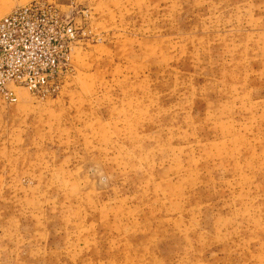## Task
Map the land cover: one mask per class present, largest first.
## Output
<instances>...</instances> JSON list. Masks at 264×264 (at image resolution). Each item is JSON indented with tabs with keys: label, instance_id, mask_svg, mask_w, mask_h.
Segmentation results:
<instances>
[{
	"label": "rangeland",
	"instance_id": "obj_1",
	"mask_svg": "<svg viewBox=\"0 0 264 264\" xmlns=\"http://www.w3.org/2000/svg\"><path fill=\"white\" fill-rule=\"evenodd\" d=\"M36 1L76 41L0 97V264H264V0Z\"/></svg>",
	"mask_w": 264,
	"mask_h": 264
},
{
	"label": "built area",
	"instance_id": "obj_2",
	"mask_svg": "<svg viewBox=\"0 0 264 264\" xmlns=\"http://www.w3.org/2000/svg\"><path fill=\"white\" fill-rule=\"evenodd\" d=\"M75 41L71 20L43 1L28 2L0 17V97L16 102L17 88L44 95Z\"/></svg>",
	"mask_w": 264,
	"mask_h": 264
}]
</instances>
